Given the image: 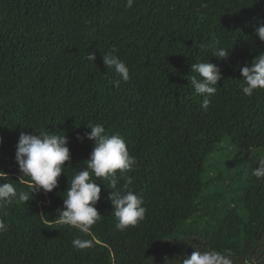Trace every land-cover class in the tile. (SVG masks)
Here are the masks:
<instances>
[{
  "label": "trees",
  "instance_id": "16d2710c",
  "mask_svg": "<svg viewBox=\"0 0 264 264\" xmlns=\"http://www.w3.org/2000/svg\"><path fill=\"white\" fill-rule=\"evenodd\" d=\"M261 20L264 0H0V183L29 190L15 160L21 132L67 135L72 157L52 192L0 209V264H181L192 244L264 264V179L252 175L264 157V89L240 88V68L264 52ZM216 41L227 59L212 55ZM113 50L130 74L119 87L103 61ZM199 61L223 74L207 110L190 84ZM87 124L119 133L136 157L130 188L147 209L136 227L116 228L100 180L102 219L89 234L55 222L94 147L77 138ZM76 237L92 246L75 248Z\"/></svg>",
  "mask_w": 264,
  "mask_h": 264
},
{
  "label": "clouds",
  "instance_id": "9594fccd",
  "mask_svg": "<svg viewBox=\"0 0 264 264\" xmlns=\"http://www.w3.org/2000/svg\"><path fill=\"white\" fill-rule=\"evenodd\" d=\"M134 0H128L131 7ZM255 35L264 41V20L255 27ZM216 41L209 45L213 49L212 55L220 59H227L230 50L217 47ZM88 61L95 63L96 52L87 53ZM103 61L108 70L115 73V86L130 79L129 68L126 63L109 51L103 54ZM193 75L190 84L195 93L203 97L201 107L207 110L211 100L217 92L216 85L223 79V74L217 64L211 62H194L191 65ZM243 82L240 84L244 95L251 97L257 89H264V52H261L250 63L240 68ZM91 131L83 135L77 134L81 141L85 137L94 141L90 157L85 160L86 167L70 177L69 187L64 192V203L59 208L55 222L58 225H68L85 235L90 233L91 227L102 219V214L96 205L101 199V186L97 182L103 181L112 191L107 199L111 201L116 228L125 231L129 227H136L145 219L147 209L144 199L130 188L133 177L128 175L135 171L136 157L131 155L125 139L119 134H109L102 124H87ZM34 133L21 132L16 145L15 160L22 173L20 178H30L29 190H17L10 182L0 183V209L13 203H27L35 193L52 192L59 185V177L65 171L66 164L71 160L69 138L35 128ZM3 137L0 136V144ZM252 175L257 179H264V157L256 162ZM70 165V164H69ZM68 165V166H69ZM8 174L0 170V178L7 180ZM96 179H93L92 177ZM123 181V183H121ZM8 230V226L0 220V232ZM72 244L77 249L92 246L91 240L76 237ZM192 244V243H189ZM196 249L182 259L181 264H234L233 252L225 248L222 251L215 248L200 251Z\"/></svg>",
  "mask_w": 264,
  "mask_h": 264
},
{
  "label": "rangeland",
  "instance_id": "374dc122",
  "mask_svg": "<svg viewBox=\"0 0 264 264\" xmlns=\"http://www.w3.org/2000/svg\"><path fill=\"white\" fill-rule=\"evenodd\" d=\"M221 145V144H220ZM258 151V149H254L252 151H250L251 154L256 153ZM261 152H264V150H260ZM212 160V159H211ZM210 158L207 159V164H209V162L211 161Z\"/></svg>",
  "mask_w": 264,
  "mask_h": 264
}]
</instances>
